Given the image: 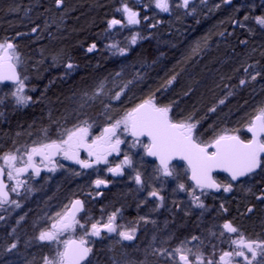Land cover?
Listing matches in <instances>:
<instances>
[{
  "label": "trees",
  "instance_id": "16d2710c",
  "mask_svg": "<svg viewBox=\"0 0 264 264\" xmlns=\"http://www.w3.org/2000/svg\"><path fill=\"white\" fill-rule=\"evenodd\" d=\"M122 1L62 0V6H57L56 0H0V39L21 35L17 45L35 79L32 103L21 110H7L5 119H0V154L28 146L38 136H45V129L48 137L55 139L56 125L62 122L74 125L98 114L87 106L86 100H80L79 94L117 71L118 59L103 55L99 39L112 11ZM239 1L233 0L228 7L222 5L217 12L210 11L211 7L203 8L191 17L158 20L150 28L151 23L145 41L122 62L126 66L143 63L140 73L153 67L157 74L150 73L147 85L137 92L128 91L119 102L109 106L108 112L124 114L153 96L157 104L171 106L172 119L191 117L199 121L197 134L202 141L211 140L224 130L248 140V120L264 105V33L238 25L243 20V16L236 14L235 5ZM34 28L37 32L32 37ZM93 44L98 53L90 55L87 49ZM158 52L163 57L158 59ZM247 61L259 73L255 80L245 76L242 67ZM68 63L77 66L75 74L61 82L59 73ZM222 72L224 75L220 76ZM173 76L175 80L168 85ZM241 80L246 81L244 85L240 84ZM201 90L206 92L205 97L195 100L194 96ZM212 108L216 110L210 111ZM95 118L101 127L110 122L108 117ZM257 196H264L263 172L257 173L247 186L235 185L229 196H212L206 203L212 209L198 221L180 215L168 220V230L162 225L156 233H151L155 242L163 241L162 244L151 245L149 236L140 237L130 246L109 242L102 249L94 245L88 264H171L154 254V250L174 248L183 237L190 241L192 236L200 237L203 244L191 241L188 247L200 248L210 256L213 245L217 246L216 253L229 250V245L218 238L220 225L225 221H231L247 237L262 239L264 200ZM126 207L125 217L130 221L131 206ZM248 208L253 211L248 212ZM22 229L25 243L36 248L30 256L32 264H43L42 257L48 256L47 248L51 246L35 243L40 230L31 222L27 221Z\"/></svg>",
  "mask_w": 264,
  "mask_h": 264
},
{
  "label": "snow or ice",
  "instance_id": "6c2138e0",
  "mask_svg": "<svg viewBox=\"0 0 264 264\" xmlns=\"http://www.w3.org/2000/svg\"><path fill=\"white\" fill-rule=\"evenodd\" d=\"M224 2L229 3L230 0H224ZM61 3L62 0H56L57 6H60ZM177 6L187 9L189 0H182V4ZM155 7L162 12H168L169 0H155ZM117 11H122L125 14L127 24L140 23L139 13L133 11L126 4ZM256 21L264 26V17H257ZM121 24L122 21L115 18L108 21L109 29ZM32 31L35 32L36 29L34 28ZM131 43H136V36L132 37ZM95 47L93 44L87 51L92 52ZM110 47L117 48L116 45ZM117 51L120 55H126L127 52L125 48H117ZM18 60L16 45L8 40L0 42V82L12 81L16 85L15 91L12 93L15 104L26 106L32 98L24 94V81L16 72ZM66 66L68 69L74 67L72 63H68ZM252 79L255 80L256 76H253ZM174 80L175 76L169 79L167 84L171 85ZM245 82V80H241L240 84L244 85ZM129 83L132 82L129 81ZM104 89L105 85L101 82L88 99L98 98L104 94ZM122 94V91H117L110 99L119 100ZM223 103L224 100H221L220 104ZM215 110V108L210 109L213 112ZM170 113V105L161 106L155 102L153 96H148L127 110L121 118L110 121L98 136H92V125L88 120H83L70 128L64 127L55 139L48 138L47 129H45L43 130L45 139L42 141L0 154V208L5 204L20 207L18 201L10 199V193L20 195L19 189L29 183L31 176L38 177L40 175L41 165H44L47 171L54 172L57 167L55 160L57 156H62L63 159L72 161L84 169L93 167V163L109 164L108 157L113 153L119 155L120 145L125 143L122 135L133 137L131 147L140 143L148 156L156 157L159 160L157 172L162 176L172 177L174 175V169L170 167L172 160L185 161L190 171V179L194 182V187L189 195L192 196L193 203L198 208L205 207L201 201V195H207L206 190L218 192L222 188L224 192L232 191V184L218 183L213 172H226L232 181H237L241 177L256 173L257 169L264 171V105L258 107L248 120L247 131L252 134L249 140H242L239 135L230 134L228 130H224L213 139L202 141L197 134L199 121H193L191 117L174 120ZM141 137H147L148 142L142 141ZM81 151H85L89 158L94 159H81ZM37 157L39 163H37ZM132 163L131 157L125 155L120 164L108 167L107 171L114 176L123 175V168L131 167ZM30 172L31 175H29ZM5 178L7 181L13 182L11 186L5 182ZM135 182L142 183L139 172L135 175ZM94 183L97 188L101 185L107 186V182L102 179H96ZM178 187L181 191H185L183 183H180ZM196 189L200 190V195L196 194ZM27 190L30 191V189ZM149 195L160 201L157 207L163 206L164 198L156 190H152ZM257 199L264 200V196H257ZM220 207L225 212L227 211L223 204ZM82 210L83 202L79 199L74 200L63 212H57L51 218L52 222L49 227L39 231L36 237L39 241L63 246L62 249L57 248L55 255L43 256V264H82L92 252L86 237H101L102 232L117 233L121 240L135 239L136 228H124L117 225L116 212H113L102 224L100 222L92 223L89 230L77 219V213ZM252 211V208H248V212ZM147 222L145 219V223ZM77 226L84 229L80 239H60L65 232L75 231ZM118 228L121 230L118 231ZM220 228L222 230L219 232L218 238L222 243H228L229 250H220L218 257L216 256V245L212 246L213 251L210 256H206L200 248L193 250L192 247H188L191 241H200L203 244V240L197 236H192L190 241H181L178 246L171 249L163 247L155 249L154 254L164 257L171 264H254V262L255 264H264V240L247 238L231 221H225L220 225ZM212 235H216V233H212ZM16 246L15 243H12L6 248V251L11 252ZM258 257H260L259 260Z\"/></svg>",
  "mask_w": 264,
  "mask_h": 264
},
{
  "label": "flooded vegetation",
  "instance_id": "af4514ba",
  "mask_svg": "<svg viewBox=\"0 0 264 264\" xmlns=\"http://www.w3.org/2000/svg\"><path fill=\"white\" fill-rule=\"evenodd\" d=\"M124 1V0H123ZM146 1V5L149 8H139L141 13L143 15H151L150 19L147 18V20H150L151 22L154 21L156 18H154L155 14L152 10V7L154 9L153 0H144ZM215 2V0H212ZM233 0H230L229 5L232 4ZM238 1V0H235ZM190 4L188 6V10L186 12V15L188 17H191L192 15H196L198 11H200L203 8H210L212 7L211 0H190ZM257 6L260 8L261 2L260 0H256ZM153 5V6H152ZM60 6H62L60 4ZM151 8V9H150ZM138 10V11H139ZM190 10V11H189ZM259 13V11L257 12ZM180 15V14H179ZM179 15L169 16L165 15L164 19L167 20H174L177 18H180ZM150 24V23H146ZM36 31L32 32L30 36L34 37L37 32V28H35ZM21 39V35L19 34L16 38H12L11 36L4 37L0 39V42H3L5 40L11 41L16 45V55L19 59H21V50L18 47L17 43L18 40ZM88 52V51H87ZM90 55L93 53H98V49H94L92 52H88ZM77 66H74L72 69H68L67 66L63 67V70L60 71L59 75L61 76V82L68 80V78L72 77L75 74V69ZM16 70L17 74L21 78V65H18L16 63ZM13 87H16L15 84H0V88L8 90L12 89ZM32 103V101H30ZM4 105H8V108L12 109H20L21 106L15 105V102L6 95L4 99ZM12 106V107H11ZM73 124L69 122H62L58 125H56L53 130V133L57 135L59 132L63 131L64 127H72ZM104 126H99L98 129L103 130ZM101 130V131H102ZM101 131L96 130L95 136L100 135ZM131 141L133 142V138L131 136L129 137ZM144 142H148L147 140H142ZM137 144V143H136ZM24 146H21V148ZM121 149H123V145H120V154L117 155L116 153H113L111 156L108 157L109 164H95L93 163V167L91 168H81L78 164L65 160L62 158V156H57L55 159L57 162V167L54 172H49L44 167V165H41V168L44 169L43 172H40V175L37 176H31V179L29 180V183L21 188V198L19 200L20 204V212L18 214V220L16 221L17 225L14 229V235L15 238L18 240L19 244L21 245V240L25 243L26 240H24L25 236L22 234L24 231L22 228H24V225L27 221L31 222L32 225L36 230H42L43 228L49 227L51 224V220L46 219V222L42 221L41 214H38L36 211H32L33 205L38 204V194L41 192H49L50 195L47 199L50 201L51 204L54 205L55 208L58 209V212H63L67 206L70 205V203L74 200H81L83 202V210L81 213L77 216V219L81 221L85 225L86 228L90 230L91 224L95 222H100L101 224L106 222L108 217L113 213H117L116 217V224L121 225L124 228H136L135 233V239L131 241L121 240L117 233H107L102 232L101 237H86V239L89 241V247L94 248V245H97L99 248H104L106 244L109 242H114L117 244L123 243L124 245H131L136 244L137 240L139 238H147L151 235V233H156V231L160 228V226L164 225L168 220H170V214H169V208L170 205L173 206V213L177 216H181L183 218H193L194 220H199L201 217V208H198L194 205L192 196L189 195V192L191 191L192 187L194 185L189 181V172L186 168V166L182 163H173L170 165L176 166V178L178 181V184L183 183L185 185V191L182 192V195L180 196L178 201H172L167 195H164L162 193L163 200V206L157 207L160 204V201L155 197L154 199H151L143 205V200H141L140 197H142L140 194L136 193V183L132 182L134 181L135 175H126L127 172L125 171V168H123V175H117L114 176L112 173L107 171L108 167H115L117 164L123 161L124 156L128 155L124 152H121ZM129 153V152H127ZM141 156L139 157L141 161H143V164H139V173L143 172L144 170H152V173H155L158 166L157 164L149 159L145 153H140ZM139 156V154H138ZM81 159H94L89 158L87 153L85 151H81L80 153ZM37 163H39V158L37 157ZM60 165H63V167H60ZM188 173L187 176H185V173ZM263 172L261 169H259L255 174L247 176L243 178L242 180L233 183L231 182L226 176L224 175H216L215 178L218 183L225 185L228 183L232 184V191L227 193L224 192L223 189L217 193H212L211 191H207V197H209L208 200H211L210 198L212 196H220L225 195L229 196L232 194V192L235 189V185L238 183L247 186L252 183L254 176L259 173ZM79 173V175H77ZM31 175V172L29 173ZM164 179L170 178L162 176ZM27 178V177H24ZM96 179H102L107 182V186L101 185L99 188L95 186V180ZM5 182L8 183L10 186L12 183L10 181H7L5 178ZM27 189H30L27 190ZM163 189L169 190V188L166 186V184H163ZM56 193V194H55ZM226 193V194H225ZM196 194L200 195V190L196 189ZM202 196V195H201ZM10 199H11V193H10ZM46 199V200H47ZM45 200V201H46ZM208 200H201L205 207L204 210H211L212 208L206 205ZM131 206V219L130 221H133V224L128 220L127 217H125L126 213V206ZM31 208V209H30ZM187 209V210H186ZM203 209V208H202ZM207 212V213H208ZM145 218L148 222L145 223ZM154 221V223H153ZM140 223V224H139ZM263 228V226H262ZM121 230L118 228V231ZM82 232L81 234L75 233L74 236L70 237L68 236L71 232ZM75 231H68L65 232L60 239H74L78 240L84 233V229L80 228L79 226L76 227ZM13 234V232H12ZM264 237V236H263ZM185 237L181 241H185ZM30 241V240H29ZM36 244H43V245H54L49 244L47 242H41L38 239L35 240ZM31 244V243H30ZM153 245V244H151ZM150 246V244L148 245ZM92 252L90 253L89 261L91 260ZM110 258V257H109ZM258 260L260 257L257 258ZM98 260H101L98 258ZM89 261L86 263L88 264Z\"/></svg>",
  "mask_w": 264,
  "mask_h": 264
},
{
  "label": "rangeland",
  "instance_id": "374dc122",
  "mask_svg": "<svg viewBox=\"0 0 264 264\" xmlns=\"http://www.w3.org/2000/svg\"><path fill=\"white\" fill-rule=\"evenodd\" d=\"M211 2H212L211 4L212 7L210 8L211 9L210 11H213V12H217V10L222 5L223 7L224 6L228 7L229 5V3H225L224 0H215V2L211 0ZM260 2H261V6L259 8L256 4V0H240L235 5V8H236L237 16H243V20L245 21L244 22L243 20H241L240 23H238V25H241L242 27H246L245 29L247 30L252 31L253 29V31H257V32L259 31V33L263 34L264 26H261L256 21L257 17H264V0H260ZM190 3L191 2L189 0V4ZM125 4L129 8H131L133 11H136L139 13V19H140L139 24H136V25L127 24L125 14L122 11H117V9H122V6ZM153 4H154V9L152 7V10L153 11L155 10L154 18L156 19L152 22L150 20L145 19V17L150 19L151 15L149 14L143 15L141 11L139 10V8L141 9L142 8L144 9L146 7L149 8L146 5V1L144 0H124L122 1L121 3H119L118 8L116 7L112 11L110 15L111 17H109V19L107 20L106 29L99 39L100 47H102L103 55L107 56L108 59L110 58L112 60L118 59L117 71L109 73L108 76L103 78L102 81L96 83L97 85L93 86L92 89H90L89 91H82L79 94L81 98L80 100H83V99L86 100L87 106H89L90 108L93 107V109L98 111V114L95 115V117H108L110 121H115L116 119H119L123 116V114L117 115L116 113L111 114L110 112H108L110 110L109 106L114 102H119L127 94L128 91H130L131 93H133L134 91L137 92L140 88L147 85V82L150 77L149 76L150 73H153L156 75L157 72L155 73L156 70L152 67L149 72L143 71L140 73L141 71L140 66H143L144 65L143 63L140 64L138 62H135L131 66L129 65L126 66L125 64L127 63L126 62L123 63L122 60L126 59L134 49H136L137 47L139 48V46L142 44L141 43L142 41H145L144 38L148 36V35H145V33L147 32L148 27L150 26L151 23L152 24L150 28H152V25L155 21H158V20L162 21L165 15H169L171 17L174 15L180 14L179 16L181 17V19H183L184 17L187 16L186 12L189 9V8L185 9L182 6H179V7L177 6L178 4H182V0H169V11L168 12H162L160 9L156 8L155 0H153ZM258 11L259 13H257ZM245 17H247V19H245ZM113 18L121 20L122 24L116 25L113 28L109 29L108 21H110ZM175 22L176 20L174 21V23ZM146 23H150V24H146ZM158 31L159 29H156L155 32L158 33ZM133 36H136L135 44L131 43ZM111 45H116L117 48H125L127 50L126 55H120L117 51V48L110 47ZM207 53H210V51H207ZM160 57H163L162 52L157 53V58L159 59ZM17 64L21 65V79L24 81V84H25L24 94L26 96L32 97V95H35V89L33 88V83L35 82L34 73L31 72V68L27 67L26 61L22 55H21V59L18 60ZM242 68L245 73V76H247L251 80H252V77L255 76L257 73L254 65L250 64L248 61L244 64ZM245 69H247V71H245ZM223 72L221 73L220 76L224 75ZM129 81H131L132 83H129ZM101 82H103L105 85L104 94H102L101 96H99L98 98L94 100L88 99V97L92 96L94 90L97 88L98 84H100ZM125 85H127V87H125ZM15 88L16 87H13L12 89H8V90L0 88V119H5L6 113L10 109H12V108H8L7 107L8 105H4L3 103H4V99L6 95H8V97L14 101V97L12 93L15 91ZM117 91H122L123 93L120 96V99L119 100L110 99V97ZM205 94L206 92L204 90L198 91V93H196V95L194 96V99L201 100L202 98L205 97ZM29 104L30 102H28L26 106H21V107L22 108L27 107ZM106 104L108 105L107 107H106ZM95 117L92 118L91 116L90 119L92 118V120L88 119L89 123L92 125V128H91L92 136L96 135L95 134L96 130H99V131L102 130V129H98L99 125L96 122L97 120ZM80 122L76 124H79ZM198 127H197V130H198ZM129 137L130 135H122V139H124L125 143L122 144L123 149H121V152L128 154V156L131 157L132 162H133L131 167H127V166L124 167L125 171L127 172L126 174L127 176L136 175V173L139 172L138 170L139 164L140 163L143 164V161H141V159L139 158L141 156L140 153H145V150L140 143H137L134 147H131L130 145H132L133 142L131 141V139H129ZM37 138L38 139L35 142L42 141L43 139H45V136L41 135V136H38ZM31 144H29L28 146H30ZM171 168L174 169V175L167 179L166 178L164 179L162 175L159 172H157V170L155 173H152L151 172L152 170H147V169L141 172L140 174L141 179H142L141 184H137L134 178V181L132 182L136 183L135 184L136 191H137L136 193L142 196L140 198L141 200H143L142 202L143 205H145L147 201L155 198L149 195V193L152 190H156L160 196H162V193H164V195H167L170 198V200H172L173 202L179 200L183 191H181L178 187L179 184L176 178V166H172ZM187 175L188 173H185V176ZM163 184H166V186L169 188L168 191L163 189ZM19 192H20V195H17L16 193H11V199H15L16 201L19 202L21 198V188L19 189ZM49 195L50 193L48 191L39 193L37 196L38 204H35V206L33 205L32 207V211H36L38 212V214H41L43 222L44 221L46 222V219L52 221L51 218L54 217L56 213L58 212V209L55 208L54 205L50 203V201H48L49 199L47 198ZM208 199L209 197H207V195L201 196V200H204V202L205 200H208ZM20 209L21 207L17 208L15 205H9V204H5L2 208H0V217H3V219H0V264H30V262L32 264V260L30 259V256L34 254L33 251L36 248L32 247L31 245H28L27 243H24L22 240H21V245H20L18 240L15 238L16 235H14V229L16 228V225H17L16 221L18 220V214L20 212ZM172 209H173V206L170 205V208H169L170 218L175 219L177 212L174 214ZM207 212L208 210H204V208L203 209L201 208V217L204 216V214L206 215ZM168 225H169L168 223H164L163 228L168 230L167 228ZM75 233L81 234L82 232H76V231L71 232L68 234L69 238L74 236ZM150 236L152 238L153 245L163 243V241L155 242L154 240L155 238L153 237V235H150ZM247 238L254 239V240H264V237H262V239H260L259 237H254V238L247 237ZM12 243H15L17 245L16 248L12 249L11 252L6 251V248L10 246ZM226 244L228 245L227 242ZM62 247H63L62 245H57V244L52 245L51 247L47 248V255L48 256L55 255L57 248L62 249ZM219 253L220 252L216 253L217 257L219 256Z\"/></svg>",
  "mask_w": 264,
  "mask_h": 264
},
{
  "label": "water",
  "instance_id": "95a60500",
  "mask_svg": "<svg viewBox=\"0 0 264 264\" xmlns=\"http://www.w3.org/2000/svg\"><path fill=\"white\" fill-rule=\"evenodd\" d=\"M16 72H17V70H16ZM0 84H14L12 81H3V82H0ZM247 133H248V136H249V139H251V133H249L248 131H247ZM131 138H133V137H131ZM141 140H147V137H141L140 138ZM209 151H212V149H210ZM147 155V154H146ZM147 157L149 158V159H151V160H153L156 164H157V166L159 167V160L156 158V157H153V156H148L147 155ZM57 158V157H56ZM55 158V159H56ZM173 163H182V164H184L185 166H186V168H187V170H188V166H187V163L185 162V161H182V160H179V159H174V160H172L171 161V164H173ZM170 164V165H171ZM42 169V168H41ZM259 169H257V171H258ZM44 171V169H42L41 170V172H43ZM256 171V172H257ZM188 172H189V181L194 185V182L190 179V171L188 170ZM218 174H221V175H224V176H226L231 182H233V183H236V182H238V181H240V180H242L243 178H245V177H241L240 179H238L237 181H232L231 180V177L228 175V173H226V172H222V171H215V172H213V176H215V175H218ZM253 174H255V173H253ZM253 174H251V175H253ZM207 191H211L212 193H217V191H214V190H207ZM219 192V191H218ZM81 213V211L80 212H78L77 213V216L79 215ZM89 258H90V254H89V256L87 257V259L86 260H84L83 262H82V264H86L88 261H89Z\"/></svg>",
  "mask_w": 264,
  "mask_h": 264
},
{
  "label": "bare ground",
  "instance_id": "6f19581e",
  "mask_svg": "<svg viewBox=\"0 0 264 264\" xmlns=\"http://www.w3.org/2000/svg\"><path fill=\"white\" fill-rule=\"evenodd\" d=\"M37 3V2H36ZM41 3V2H40ZM190 11V10H189ZM100 42V41H99ZM244 45V44H243ZM35 56V55H34ZM234 56V55H233ZM94 68V67H93ZM49 70V69H48ZM47 74V73H46ZM50 74V73H49ZM238 77V76H237ZM232 81V80H231ZM230 86V85H229ZM238 87V86H237ZM189 93V92H187ZM185 95V94H184ZM228 95V94H227ZM48 117V116H47ZM9 127V126H8ZM217 206V205H216ZM208 216V215H207ZM216 217V216H215ZM204 222V221H203ZM180 226V225H179ZM187 227V226H186ZM35 257V256H34ZM31 258V257H30ZM27 259V258H26ZM28 260V259H27ZM124 262V261H123ZM37 264V263H36ZM116 264V263H115Z\"/></svg>",
  "mask_w": 264,
  "mask_h": 264
}]
</instances>
